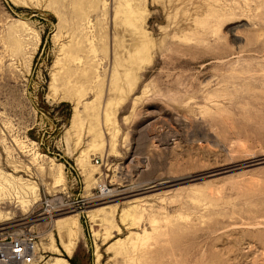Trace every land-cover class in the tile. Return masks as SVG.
<instances>
[{
  "label": "rangeland",
  "instance_id": "rangeland-1",
  "mask_svg": "<svg viewBox=\"0 0 264 264\" xmlns=\"http://www.w3.org/2000/svg\"><path fill=\"white\" fill-rule=\"evenodd\" d=\"M23 223L37 264H264V0H0Z\"/></svg>",
  "mask_w": 264,
  "mask_h": 264
},
{
  "label": "built area",
  "instance_id": "built-area-1",
  "mask_svg": "<svg viewBox=\"0 0 264 264\" xmlns=\"http://www.w3.org/2000/svg\"><path fill=\"white\" fill-rule=\"evenodd\" d=\"M39 237L26 223L0 225V264H37Z\"/></svg>",
  "mask_w": 264,
  "mask_h": 264
},
{
  "label": "bare ground",
  "instance_id": "bare-ground-1",
  "mask_svg": "<svg viewBox=\"0 0 264 264\" xmlns=\"http://www.w3.org/2000/svg\"><path fill=\"white\" fill-rule=\"evenodd\" d=\"M53 208V207H52ZM47 211H48V214L50 215V214H52V212H51V210H50V208L49 209H47ZM37 249L39 250V243L37 244Z\"/></svg>",
  "mask_w": 264,
  "mask_h": 264
}]
</instances>
